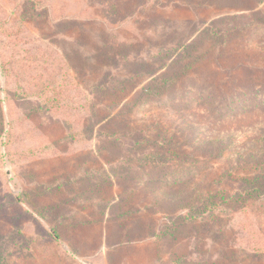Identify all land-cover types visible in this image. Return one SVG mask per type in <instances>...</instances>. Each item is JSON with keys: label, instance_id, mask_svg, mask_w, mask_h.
I'll return each instance as SVG.
<instances>
[{"label": "rangeland", "instance_id": "1", "mask_svg": "<svg viewBox=\"0 0 264 264\" xmlns=\"http://www.w3.org/2000/svg\"><path fill=\"white\" fill-rule=\"evenodd\" d=\"M116 2L122 19L110 22L97 0H0V264H172L178 258L264 264L262 200L194 225L176 218L183 211L147 208L154 201L149 182L162 188L174 182L173 193L191 187L201 197L214 190L233 153L253 147L239 137L264 125V114L238 113L213 131L212 116L195 115V104L179 101L186 90L145 100L140 89L147 75L119 83L149 70L138 62L159 48L192 40L196 20L216 19V25L245 11L235 0ZM227 44L220 58L206 54L190 80L226 94L239 82L263 95L257 76L264 70V30L250 27ZM206 45L197 50L206 53ZM199 124L212 137L234 129L237 138L222 152L200 148ZM112 127L123 133L121 144L104 134ZM158 127L188 157L173 159L171 172L137 169L125 142ZM132 169L138 187L126 178Z\"/></svg>", "mask_w": 264, "mask_h": 264}, {"label": "trees", "instance_id": "2", "mask_svg": "<svg viewBox=\"0 0 264 264\" xmlns=\"http://www.w3.org/2000/svg\"><path fill=\"white\" fill-rule=\"evenodd\" d=\"M100 4L105 5V16L110 22H116L122 19L119 5L116 0H97ZM238 3L235 8H240L245 12L224 15L213 24L215 20L210 22H203L202 20H196L197 35L189 41L174 42L165 47L159 48L155 53L150 55L149 60H140L138 65L140 67H146L149 70L143 71V73H136L131 77L119 82L122 85H126L127 81H130L133 77L140 74L147 75V80L144 85H141L140 96L145 100L150 97H158L165 93L170 97V93L175 91L174 89L186 90L185 95L183 91L178 96L179 101L184 104H195V115L209 114L215 121V127H212L213 131L223 127L224 121L238 113L248 114L256 111L264 114V94H259L257 90H251L249 85H242L237 82V91L226 94L224 91H214L213 89L204 88L202 85H197L194 81L190 80L191 76L195 73L200 62L203 59L208 58L206 54L215 53V58H220V51L228 46L227 42L232 40L237 34L251 28H262L264 30V0H235ZM137 2L135 1L133 7L136 8ZM255 5V7L253 6ZM263 5V9H259L258 6ZM131 9V8H130ZM134 10L131 9V12ZM261 25V26H260ZM223 37V42L219 43ZM204 42L206 45V53L197 50L198 44ZM158 63V65H157ZM260 81V88L264 90V70L260 71L257 76ZM247 81H245L246 83ZM198 88V89H196ZM199 90V91H196ZM246 90V91H242ZM195 91V92H194ZM247 92V93H246ZM187 100H183L187 94H190ZM245 93V94H243ZM177 94V93H176ZM175 94V95H176ZM196 94L197 98L194 99ZM196 100V101H195ZM45 106L49 108V100L45 99ZM195 102V103H194ZM236 106V107H234ZM44 107H41V109ZM33 111H38L35 109ZM107 118H104V120ZM103 122H106L104 121ZM192 126V123L189 122ZM255 129H246L242 136L243 143H250L253 147H242L238 150L242 152L233 153L229 159V167L221 173L215 180H213L214 190L207 192L203 197L198 196L190 189V192L186 189L178 190L173 193L171 187L175 183L166 184L163 188L149 182V193L154 201L147 208H156L161 213L168 214L172 210L183 211L180 215H176L177 219H181L183 224H200L205 223L213 218V214L221 212L225 209L230 210H242L247 209L249 206L257 200L264 202V125L262 123H256ZM197 133V146L201 147H214L218 152H222L223 146H227L228 143H232L236 140L237 135L232 134L230 129L226 132H220L213 137L209 135L211 128L209 126L199 124L196 127ZM207 128V129H206ZM206 129V132H205ZM106 129L104 134L110 140L116 141L118 144L122 143V139H125L123 133L112 127ZM204 132V135H203ZM134 138V139H133ZM255 141H260L259 145L255 144ZM173 138L168 137L167 134L159 127L153 128L149 133H138L128 138L125 144L135 154L137 169H153L158 172H171L170 166L172 161L188 157L187 153L179 151L173 146ZM241 144V141L238 142ZM169 155L171 158H169ZM164 170V171H163ZM178 178H182L183 175L178 174ZM126 178L132 180L138 187L140 180L134 174L132 169ZM153 181V179H150ZM143 182V181H142ZM141 182V183H142ZM235 183L233 189H227L225 183ZM168 183V182H167ZM144 185V184H143ZM148 185V184H147ZM155 185V186H154ZM172 185V186H171ZM123 198L117 199L115 203ZM170 214V213H169ZM204 230L212 231L210 226H205ZM228 229L222 228L218 230V236L224 237ZM164 236H167V232L164 231ZM173 236V235H172ZM174 240V238H173ZM172 240V241H173ZM4 241V240H3ZM0 258V260H2ZM172 264H193L192 262H185L183 259H175ZM198 264V263H197Z\"/></svg>", "mask_w": 264, "mask_h": 264}]
</instances>
